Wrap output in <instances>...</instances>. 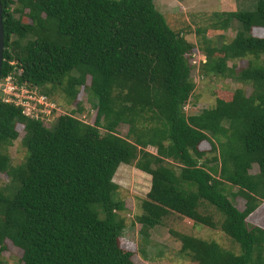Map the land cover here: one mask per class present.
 Wrapping results in <instances>:
<instances>
[{
    "label": "trees",
    "instance_id": "obj_1",
    "mask_svg": "<svg viewBox=\"0 0 264 264\" xmlns=\"http://www.w3.org/2000/svg\"><path fill=\"white\" fill-rule=\"evenodd\" d=\"M153 1L1 0V82L11 77L48 98L60 88L71 104L89 77L96 117L83 122L76 104L46 123L4 102L0 91V174L8 181L0 186V264L6 241L22 251V264H136L121 244L125 205L113 182L120 165L151 177L136 216L141 236L177 215L219 228L240 250L177 234L190 261L264 264V229L247 222L264 204V0L251 12H216V41L198 26L196 43L181 32L180 14L170 24ZM228 29L235 34L225 43ZM200 54V77L244 83L250 95L217 87L212 107L187 115L192 62ZM246 58L237 69L234 61ZM16 125L26 155L12 166L7 149L20 137ZM120 125L128 127L126 138ZM230 197L243 199V210ZM206 204L219 217L201 213Z\"/></svg>",
    "mask_w": 264,
    "mask_h": 264
},
{
    "label": "rangeland",
    "instance_id": "obj_2",
    "mask_svg": "<svg viewBox=\"0 0 264 264\" xmlns=\"http://www.w3.org/2000/svg\"><path fill=\"white\" fill-rule=\"evenodd\" d=\"M153 3L157 11L165 15L170 24H172L170 16L176 13L180 14L177 16L179 18L182 16L181 18H183L185 24L181 32L188 42L196 43L199 37L194 34V29L198 26L201 27V29H210L212 32L209 31V34L207 33L208 38L214 37L216 41V33L219 32H216V28L212 27V23L216 22V12L226 13L236 12L238 10L242 12H251L256 9L257 0H154ZM178 17L176 19H178ZM232 23L233 20H231V24ZM233 24L237 25V22ZM187 27L191 28L190 34H187L188 36L185 35V28ZM257 33L258 32H255V34ZM234 34L235 31L232 29L226 30L224 42L229 43L234 37ZM217 43L218 46L221 44L219 41H217ZM213 47H216V45L214 44ZM215 55L218 56L219 51H215ZM204 61L205 58L204 55H202L198 57L196 62L197 64H201L204 63ZM234 63L237 69L245 68L248 64V59L235 60ZM197 66L198 65H196L190 73L191 80L194 82V90L189 102L184 108L187 115H195L204 109L212 107L215 103L216 95L214 91L217 87L226 91L228 95L232 94L235 89L238 88H242L246 95H250L252 88L244 83H238L237 81L229 79H221L211 75L201 78L199 76L200 74H198L199 66ZM6 83L7 82L3 81L2 84L6 85ZM89 84L90 78L87 77L85 86L78 89L76 99L70 102L71 104H67L69 103V99L62 89L55 88L52 91L51 87L48 86L47 88L52 91V95L48 99L53 102L51 106L55 107V111L51 116L46 114L44 121L52 124L60 115L69 114L71 110H76V104H79L83 111L80 114H76V117L87 124H93L96 117V110L92 108L88 101ZM8 85L10 84L6 86ZM16 131L19 133L20 137L7 149V154L10 157L12 166H18L23 163L26 155L25 149L20 142V139L24 135L23 127L21 125H16ZM117 133L126 138L128 127L126 125H120L117 128ZM205 146L206 145H202L201 147L205 148ZM146 151L153 154L156 153V150L152 147H147ZM211 156H216V153ZM257 171L258 168L254 165L250 173L255 174ZM7 182L6 176L0 174V186L2 188L5 187ZM113 182L118 186L116 198L125 205L123 212H120L121 217L125 221V229L122 234L121 244L125 250L133 252L132 260L136 264H196L180 254L181 242L178 240L177 234H186L206 241L213 240L223 249L239 254V247L232 243L219 228L212 230L202 225L194 224L192 221L177 215H171L166 218L161 225L156 226L148 233L147 238H144L139 233L140 225L136 221V216L141 213L140 203L141 200L146 198L149 192L151 177L137 170L132 165H120L113 177ZM230 199L239 210H243V199L240 197H230ZM200 212L203 214L212 213L218 216L216 210L207 204L200 208ZM247 222L250 223V226L255 225L264 229V204L257 214L247 219ZM138 250H140V252ZM144 253L147 255L148 259L143 258ZM21 256L22 251L13 246L9 241H6L5 250L2 253L3 264H22L20 261Z\"/></svg>",
    "mask_w": 264,
    "mask_h": 264
},
{
    "label": "built area",
    "instance_id": "obj_3",
    "mask_svg": "<svg viewBox=\"0 0 264 264\" xmlns=\"http://www.w3.org/2000/svg\"><path fill=\"white\" fill-rule=\"evenodd\" d=\"M193 64H197L194 60ZM8 86L1 83L0 91L4 94L3 101L14 103L24 107L23 113L32 119H45V115H52L55 107L51 106V102L42 94H38L35 90H29L24 87H17L11 77L4 80ZM5 86V87H4Z\"/></svg>",
    "mask_w": 264,
    "mask_h": 264
},
{
    "label": "water",
    "instance_id": "obj_4",
    "mask_svg": "<svg viewBox=\"0 0 264 264\" xmlns=\"http://www.w3.org/2000/svg\"><path fill=\"white\" fill-rule=\"evenodd\" d=\"M3 10L0 0V87H1V70L3 64V53H4V32H3Z\"/></svg>",
    "mask_w": 264,
    "mask_h": 264
},
{
    "label": "clouds",
    "instance_id": "obj_5",
    "mask_svg": "<svg viewBox=\"0 0 264 264\" xmlns=\"http://www.w3.org/2000/svg\"><path fill=\"white\" fill-rule=\"evenodd\" d=\"M199 56H202V55H201V54H200V55H198V56L195 58V61H197V59H198V57H199ZM204 58H205V56H204ZM205 60H206V59H205ZM204 62H205V61H204ZM193 65L195 66V64H193ZM196 65H199V63H198V64H196ZM201 78H202V77H201ZM1 83H2V82H1ZM42 95H43V96H45L44 94H42ZM45 97L48 99V97H47V96H45ZM48 100H49V99H48ZM49 101H50V100H49ZM50 102H51V101H50ZM51 103L53 104V102H51ZM54 110H55V109H54ZM54 110H53V111H54ZM53 111H52V112H53Z\"/></svg>",
    "mask_w": 264,
    "mask_h": 264
}]
</instances>
